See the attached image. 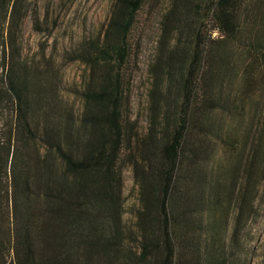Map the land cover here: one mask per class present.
Returning <instances> with one entry per match:
<instances>
[{"label":"trees","instance_id":"trees-1","mask_svg":"<svg viewBox=\"0 0 264 264\" xmlns=\"http://www.w3.org/2000/svg\"><path fill=\"white\" fill-rule=\"evenodd\" d=\"M152 1L113 0L102 35L74 51L86 75L71 95L46 48L23 54L31 1L0 0V264H248L243 233L264 196V0H168L141 119L133 32Z\"/></svg>","mask_w":264,"mask_h":264},{"label":"rangeland","instance_id":"rangeland-1","mask_svg":"<svg viewBox=\"0 0 264 264\" xmlns=\"http://www.w3.org/2000/svg\"><path fill=\"white\" fill-rule=\"evenodd\" d=\"M30 1L32 12L24 24L23 54L28 58L39 59L46 48L47 55L58 65L64 81V92L72 95L86 75V66L75 59L74 51L87 40L102 35L111 16L113 0ZM152 2L141 10L139 24L133 32L135 42L131 60L134 113L141 119L145 116L146 93L150 86L148 67L156 52L160 17L168 8V0ZM34 12H37L39 18L37 26ZM124 200L125 220L132 223L137 207V188L129 168L124 171ZM243 234V253L247 255L248 264H264V196L262 206Z\"/></svg>","mask_w":264,"mask_h":264}]
</instances>
